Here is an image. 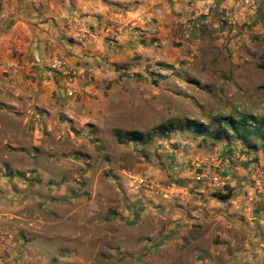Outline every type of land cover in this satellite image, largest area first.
I'll list each match as a JSON object with an SVG mask.
<instances>
[{
    "label": "rangeland",
    "instance_id": "rangeland-1",
    "mask_svg": "<svg viewBox=\"0 0 264 264\" xmlns=\"http://www.w3.org/2000/svg\"><path fill=\"white\" fill-rule=\"evenodd\" d=\"M59 1L0 52V187L49 238L15 264H236L264 216V0Z\"/></svg>",
    "mask_w": 264,
    "mask_h": 264
},
{
    "label": "crops",
    "instance_id": "crops-1",
    "mask_svg": "<svg viewBox=\"0 0 264 264\" xmlns=\"http://www.w3.org/2000/svg\"><path fill=\"white\" fill-rule=\"evenodd\" d=\"M39 2H43L47 6L43 11L37 10ZM60 3L59 0L58 2L56 0H0V52L9 53L15 48L16 51H24L25 46L28 50L33 47L34 44L28 40L37 31L39 18L44 21L55 19V26L60 29L62 26L61 15H66L61 7H58ZM44 30L51 32V28L47 24ZM3 64L0 60V68ZM7 65H9L11 76L15 77L14 68H17L18 62L12 61ZM19 194V190L10 184L0 187V264H15V260L20 258L22 250L36 251L38 249L33 244L37 238L42 237L39 241L45 243L49 239L45 235L37 237L35 234H29L28 232L32 230L26 231L23 223L25 221L21 220L19 214L21 209ZM256 227L252 248H249L248 245L238 252L236 264H264V234H261V231L264 230V216L258 218ZM24 237L27 238L23 239ZM25 242L27 244L24 246ZM23 256H27V253L25 252Z\"/></svg>",
    "mask_w": 264,
    "mask_h": 264
},
{
    "label": "built area",
    "instance_id": "built-area-1",
    "mask_svg": "<svg viewBox=\"0 0 264 264\" xmlns=\"http://www.w3.org/2000/svg\"><path fill=\"white\" fill-rule=\"evenodd\" d=\"M70 88L68 87V85L66 86V93L68 95L72 94V91L69 90ZM255 125L252 124L251 127H254ZM221 183V179L219 176H217L216 174L214 176L211 177V184L214 187L219 186ZM246 195L247 198L249 200H253L256 199L258 200L259 198H264V182H262V180L260 178L255 179L252 183V186L250 188L247 189L246 191Z\"/></svg>",
    "mask_w": 264,
    "mask_h": 264
},
{
    "label": "trees",
    "instance_id": "trees-1",
    "mask_svg": "<svg viewBox=\"0 0 264 264\" xmlns=\"http://www.w3.org/2000/svg\"><path fill=\"white\" fill-rule=\"evenodd\" d=\"M229 121H230V120H229ZM131 136L134 137V138H137V139L140 137L139 134H138L139 137H137V134H136V133H132ZM225 197H226V196H225Z\"/></svg>",
    "mask_w": 264,
    "mask_h": 264
}]
</instances>
